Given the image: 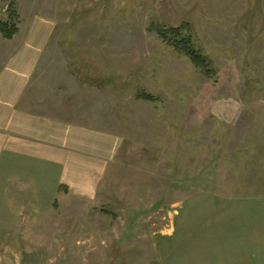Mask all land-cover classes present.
Wrapping results in <instances>:
<instances>
[{"label":"rangeland","instance_id":"374dc122","mask_svg":"<svg viewBox=\"0 0 264 264\" xmlns=\"http://www.w3.org/2000/svg\"><path fill=\"white\" fill-rule=\"evenodd\" d=\"M11 1L0 64L44 41L31 106L100 166L9 264H264V0H0L1 20ZM154 25L191 27L215 76Z\"/></svg>","mask_w":264,"mask_h":264},{"label":"crops","instance_id":"0c3cea01","mask_svg":"<svg viewBox=\"0 0 264 264\" xmlns=\"http://www.w3.org/2000/svg\"><path fill=\"white\" fill-rule=\"evenodd\" d=\"M43 44H25L0 64V264L39 245L42 220L67 191L86 197L98 187L86 133L31 106Z\"/></svg>","mask_w":264,"mask_h":264},{"label":"trees","instance_id":"16d2710c","mask_svg":"<svg viewBox=\"0 0 264 264\" xmlns=\"http://www.w3.org/2000/svg\"><path fill=\"white\" fill-rule=\"evenodd\" d=\"M7 10L9 13L7 19H0V32L5 38L12 39L20 30V16L14 1L9 3ZM154 27L166 44L172 46L179 53L188 56L206 77L213 78L215 76L213 61L197 48L191 27L189 28L187 25L179 27L154 25ZM138 98L147 101L157 100L154 95L142 90L138 92Z\"/></svg>","mask_w":264,"mask_h":264}]
</instances>
